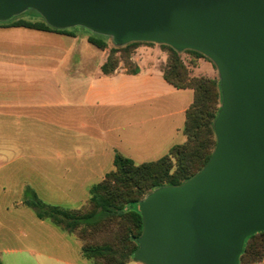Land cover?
Returning <instances> with one entry per match:
<instances>
[{"label": "water", "instance_id": "1", "mask_svg": "<svg viewBox=\"0 0 264 264\" xmlns=\"http://www.w3.org/2000/svg\"><path fill=\"white\" fill-rule=\"evenodd\" d=\"M37 10L52 28L85 27L116 45L197 51L216 65L223 102L208 165L139 205L142 264H239L264 232V0H0V21Z\"/></svg>", "mask_w": 264, "mask_h": 264}, {"label": "crops", "instance_id": "2", "mask_svg": "<svg viewBox=\"0 0 264 264\" xmlns=\"http://www.w3.org/2000/svg\"><path fill=\"white\" fill-rule=\"evenodd\" d=\"M24 30L29 29L0 30V139L4 138L3 142L0 140L1 264H25L33 256L46 263V250L38 248L46 249L48 231L62 237L57 229H50L46 220L33 217L32 208L26 205L35 186L32 166L26 161L48 158L47 154L31 155V129H86L87 136L97 145H104V151L109 145L113 161L120 153L139 164L154 162L186 141L183 127L186 112L194 101L193 90L177 89L165 79L163 66L169 55L159 44L136 48L132 61L139 69L137 74H129L120 65L107 75L102 67L107 62L108 50L71 38V48L66 53L57 44L49 52L48 41L53 32ZM85 41L95 49L79 50ZM32 45L37 47L34 54L29 49ZM202 59H197L198 77L202 76L199 67L206 66ZM79 155L75 151L70 155L58 152L55 158L75 159ZM17 163L20 167H14ZM56 177L59 191L65 179L62 174ZM89 180L72 183L89 189ZM44 181L49 182L48 178ZM33 245L38 251L33 250ZM83 260L81 264H89ZM54 261L75 264L59 258ZM259 264H264V259Z\"/></svg>", "mask_w": 264, "mask_h": 264}, {"label": "trees", "instance_id": "3", "mask_svg": "<svg viewBox=\"0 0 264 264\" xmlns=\"http://www.w3.org/2000/svg\"><path fill=\"white\" fill-rule=\"evenodd\" d=\"M10 27L64 32L47 23L24 20ZM88 42L101 50L108 49L104 40L89 37ZM143 44L154 45L151 42L115 44L102 67L103 73L113 74L119 68L118 54L123 50L126 53L124 68L129 74H137L139 69L132 57L136 48ZM160 47L169 55L163 66L165 79L177 89L194 91V101L186 112L183 127L186 141L154 162L137 164L116 153L112 171L91 187L88 206L84 210L49 206L35 193L26 200V205L35 211L38 219L50 220L82 243L81 255L89 264H129L134 261L139 249L138 239L144 229V220L138 209L140 203L156 190L178 187L191 180L208 165L217 146L214 125L223 102L221 81L191 77L182 53L195 59L209 58L197 51L180 52L163 44ZM263 259L264 232H261L246 240L239 264H259Z\"/></svg>", "mask_w": 264, "mask_h": 264}, {"label": "rangeland", "instance_id": "4", "mask_svg": "<svg viewBox=\"0 0 264 264\" xmlns=\"http://www.w3.org/2000/svg\"><path fill=\"white\" fill-rule=\"evenodd\" d=\"M28 21V22H41L46 23L43 16L34 9H28L23 13L14 16L10 20L0 21V30L5 32L11 29L10 25L18 21ZM25 32L35 33L34 31L24 30ZM62 33L52 34V39L48 41L49 52L53 51L52 46L57 44L62 46L64 53L71 48L69 39L75 38L79 40H86L88 42L89 37H94L96 39L104 40L108 44V51L115 47L113 39L108 36L97 34L85 27L75 26L63 30ZM3 34V33H0ZM71 34L75 35L72 37ZM3 38V37H1ZM20 39V37H11V40ZM22 39V38H21ZM34 39V38H32ZM40 39H34V41L39 42ZM82 43V47L79 50H84L87 47L93 46L87 42ZM31 53L34 54L37 52V47L33 45L29 48ZM126 53H123V50L118 54L119 66L124 67V59ZM182 59L186 66L189 68L191 77L197 78H207L216 81H220V75L217 67L209 59L203 58V63L206 66H200L201 68L199 73L202 76L198 77L196 75V68H198V60L193 58L192 55L187 53H182ZM33 137L31 138V147H32V156H45L47 154V159H31L27 160L26 163L32 166V180L33 192L35 193L40 201L49 205L60 207L61 209H86L90 197V189L95 184L102 181L105 176V173L110 172L113 169V157L110 151L109 145H106V151H104V145H97V142L88 135L86 129L81 128H65L59 129L55 126H49L43 129H31ZM6 133V129L4 130ZM62 139L63 142L59 143L57 140ZM1 142L4 141V138L1 137ZM3 140V141H2ZM2 145V143H0ZM79 152V158L75 159H56L55 155L58 152H64L65 155H70L72 152ZM105 152V153H103ZM92 157L88 158V155ZM110 155V157H109ZM84 156V157H83ZM135 162V161H134ZM139 164L138 162H135ZM14 167H20V163H17ZM56 174H62V178L65 180L62 182V190H56ZM45 178H48V183L44 181ZM61 178V177H60ZM83 178H89L88 188L83 184H73V180H83ZM61 183V182H60ZM35 189V190H34ZM64 190V191H63ZM28 194V193H27ZM29 196V195H27ZM31 194L28 197L31 198ZM33 217H36V213L31 209ZM50 229H57L56 231L59 235L55 237L52 231H48V245L45 248H38L42 252L46 250V254L49 256L48 262L40 263L41 259L39 257H31L25 264H55L54 259L59 258L62 261H68L70 263L81 264L84 262L81 256V246L82 243L79 240H76L71 234L64 231L63 229L55 226L50 220H46ZM34 244V242H33ZM36 248V249H35ZM1 249V247H0ZM37 247H34L33 250L38 251ZM138 261L134 260L130 264H137Z\"/></svg>", "mask_w": 264, "mask_h": 264}]
</instances>
